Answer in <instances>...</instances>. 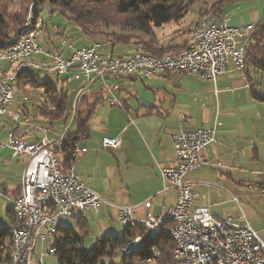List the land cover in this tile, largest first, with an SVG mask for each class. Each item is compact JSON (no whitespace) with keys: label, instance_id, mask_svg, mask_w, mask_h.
I'll list each match as a JSON object with an SVG mask.
<instances>
[{"label":"crops","instance_id":"obj_1","mask_svg":"<svg viewBox=\"0 0 264 264\" xmlns=\"http://www.w3.org/2000/svg\"><path fill=\"white\" fill-rule=\"evenodd\" d=\"M255 1L259 6L261 2L262 8V0ZM249 2L250 0H232L224 3L221 17L228 19L227 23L232 27L256 25L262 17L257 21L258 14L251 11ZM200 10L188 25H181V21L172 23L178 27L171 29L169 34L163 30L164 26L155 29L154 46L160 49L156 53H174L188 47L192 41L191 32L199 23ZM236 11H243L246 15L240 17ZM73 33L78 38L75 31ZM40 38L43 40V48L52 50L53 53V47L49 48L45 38ZM90 43L88 41L86 46ZM133 49L132 46L122 47L117 44H112L111 48L112 55L118 57L129 56ZM58 50L66 55L63 50ZM104 54L109 53L105 51ZM5 70L6 68L0 67V72ZM12 70L13 67L8 73ZM66 77L70 78L68 84L72 81L76 84L74 90L71 89L72 111L73 97L80 83L70 76ZM107 86L118 87L114 94L122 107L108 106L104 102V88L98 84L87 91L85 96L89 103L98 99L101 101L96 104L89 120L88 137L77 142L79 146L86 147L88 152L75 160L74 173L87 189L100 195L108 204L114 207L141 206L152 200V213L164 217V212H161L157 203L163 202L165 206L175 203L173 191L162 192L159 173L160 167L170 166L175 159L171 136L181 131L211 128L215 119L220 122L216 143L201 154L200 159L204 165L197 172L188 175L197 193L196 206H210L215 217L229 218L227 209L240 210L238 198L244 197L246 186L253 183L264 184L263 73L252 68L241 73L229 69L215 82L203 81L184 73H163L146 81L132 76L109 79ZM27 90L30 89L25 86L16 90L15 101L19 96L21 100L12 105L11 112L22 114L18 111L26 106L29 115L25 117L32 123L45 126L36 114L40 97L36 104H32L28 100ZM82 107L81 103L79 112ZM62 128L51 129L50 137L57 138ZM10 134L28 143L39 138V134L33 133L28 125L17 127L5 117L0 123V143L6 144ZM103 137L120 138V149L100 150L99 142ZM58 158L62 161L61 155ZM27 160L26 155L12 157L10 149L0 148L2 203L7 201L10 204L19 193L20 179ZM217 164L220 166L217 167ZM5 165L8 166L7 171L3 169ZM91 213L110 220L116 215L115 209L110 206H103L98 214ZM141 213L142 210L137 208L135 215L141 216ZM81 217L88 226L87 216L82 213ZM143 221L136 220V223L142 227ZM62 222L66 221H59L60 225ZM70 222L72 223L71 219L66 224ZM9 225L10 220L5 228Z\"/></svg>","mask_w":264,"mask_h":264},{"label":"built area","instance_id":"obj_2","mask_svg":"<svg viewBox=\"0 0 264 264\" xmlns=\"http://www.w3.org/2000/svg\"><path fill=\"white\" fill-rule=\"evenodd\" d=\"M227 22L228 19L218 16V19L203 23V28L193 31L190 53L168 63L155 62L154 56H113L109 42H95L76 48L62 38L56 40L55 47L66 55L59 53V56H52V50H46L41 44V21L35 26V31H28L29 21L25 29L6 44L14 45V52L0 55V67L6 68L0 72V123L7 117L17 127L28 125L33 133L39 134V140L32 143L24 142L13 134L8 136L6 144L0 143V148L10 149L13 157H28L19 193L10 202L13 220L9 227H13L19 237L17 249L20 250V259L23 247L31 238H38L36 253L39 260L34 264H43V258L53 257L47 244V229L52 223L76 217V210L98 214L103 206H110L115 209L120 225L130 224L131 228V221L144 220L148 223L149 232L158 229L177 231L179 239L183 240V247L177 256L180 257V264H264V242L246 222L242 211L235 222L230 218L215 217L210 206H196L197 193L188 175L204 165L201 154L216 143L217 128L220 126L218 119L214 120L211 128L181 131L171 136L175 159L170 166L160 167L159 173L162 192L173 191L175 203L170 206L157 203L164 217H171L169 226H161L163 217L152 213V200L141 206L114 207L108 204L100 195L87 189L77 174L66 173L67 164L59 160L57 153L68 135L75 132L83 98L95 84L104 88V102L108 106L121 108L122 104L114 94L118 87L107 86L109 79L132 76L146 81L163 73H184L215 82L229 69L241 73L240 58L246 43L244 30L253 25L238 28L229 26ZM105 51L109 54H104ZM18 55L28 56L29 65L20 66L15 73H8V63ZM21 71L45 73L57 78L70 76L80 83L73 97V111H70L57 138L50 137V127L39 126L25 115L11 112L16 98L17 73ZM84 139V135L77 137L80 142ZM120 147V138L103 137L99 142L102 151H115ZM87 152L88 149L80 145V150H75L76 161ZM36 186H44V194H37ZM261 193L264 191L261 190ZM137 208L142 210L139 218L135 216ZM14 209H21V218H14ZM148 238L149 234H146L124 247L138 246ZM157 251H151V255Z\"/></svg>","mask_w":264,"mask_h":264},{"label":"trees","instance_id":"obj_3","mask_svg":"<svg viewBox=\"0 0 264 264\" xmlns=\"http://www.w3.org/2000/svg\"><path fill=\"white\" fill-rule=\"evenodd\" d=\"M39 1L38 4H46L50 9H53V12L59 11L66 21L73 24L71 30L78 35V38L73 36L74 34H70L72 35L70 37L65 30H62L63 32L57 30L56 38L53 40L48 35L44 21H41V36L45 38V43L49 48L53 47V54H63L62 51L58 50L59 47H55L58 38L72 42L76 48L86 46L88 41L105 38L110 46L112 44L121 45L122 47L132 46V48L134 47L133 53H145L159 57L172 53H156L157 49H160L158 46H154V30L181 21L189 13L191 6L198 0ZM231 1L220 0L208 7L207 3L206 8L200 11L199 18L211 13L218 19V16L221 17L223 4ZM214 9H217L219 13L213 12ZM39 11L40 8L37 10L38 16L35 15L34 19L30 20L32 25L39 24ZM16 24H19V21ZM20 30H14L10 33V27L6 25L0 15L1 44L11 42ZM140 36H145V38H140ZM247 68L255 69L264 75V0H262V18L253 26L250 38L245 46L244 71ZM64 79L59 83L61 85L59 88L57 84H53L48 80H38L34 73L28 75V77L17 78L16 90L25 86L30 90L41 93L40 96L38 95L40 102L36 107V114L40 117V121L44 122V125L50 127V129L64 127L70 115L72 98L67 90L62 88L64 84L70 81V78L64 77ZM87 98V96L83 98V107L79 112L75 132L68 135L61 149L57 152L58 155L61 152L63 153L62 162L64 165H68L70 161L69 154L78 142L77 137L79 135L88 137L89 120L93 115L96 104L101 101V99H98L93 103H89ZM20 109L18 112L25 116L29 115L26 106ZM33 111H31V114H33ZM38 140L39 138H36L34 142ZM258 186L260 190L264 191V184ZM7 215L11 223L13 220L11 208L7 210ZM71 221L72 225L62 222L58 233L50 243V248L56 251L54 256L58 264H146L147 260L152 257L150 254L152 248L158 250L155 256L156 264H172L174 245L166 237H159L155 242L141 245L139 250L137 249V253L124 254L120 252V249L130 241L145 237V229L138 225L131 228L124 227L120 236L108 235L101 240L98 239L91 247V252L87 253L84 246L88 234L87 222L81 216L73 217ZM9 240L6 228L0 229V264L9 262L11 247V240Z\"/></svg>","mask_w":264,"mask_h":264},{"label":"rangeland","instance_id":"obj_4","mask_svg":"<svg viewBox=\"0 0 264 264\" xmlns=\"http://www.w3.org/2000/svg\"><path fill=\"white\" fill-rule=\"evenodd\" d=\"M218 1L220 0H198L191 6L189 13L181 20L182 23L180 24L181 25L190 24V22L194 20L198 10L205 9L207 3H208L207 4L208 7L209 5L211 6L212 4ZM39 2H40L39 0H0V15L3 17L6 25L10 27V33L14 30H18V29L20 30L26 22L34 19L35 15L38 16L37 10L40 8L39 21H44V24L47 26V32L50 38H53V40H55L57 30H60L61 32H63L62 30H65V32H67L68 35L74 34L73 31L71 30L73 24L66 21L59 11L53 12V9H50L49 6H47L46 4L40 5L38 4ZM249 4L251 11L256 12V14H258L257 17V21H258L259 18L262 17L261 2H260V6L255 0H250ZM213 12L217 14L219 13L217 9H214ZM236 12L240 17H242V15H246V13L243 11L241 12L236 11ZM252 17H255V15H253ZM18 21L19 24H16ZM164 27L165 28L163 30L166 31L167 34H169L172 32L173 29L177 28L178 26L171 24ZM70 37H72V35H70ZM142 37L145 38V36H140V38ZM41 42L43 43V40ZM90 42H108V40L105 38L102 39L99 38V39L91 40ZM11 69L12 67L8 66V70L11 71ZM32 73H34V75L37 76L38 80L40 81L48 80L53 84H57L59 88L61 87L59 83L64 79V77L57 78L55 76L48 75L45 73L31 72V74ZM75 85L76 84L72 81L69 84H64L62 88L64 90H67L69 96H71L72 94L71 89L74 90ZM26 93L28 95V100H30L32 104H36L41 94L40 92H36L33 90H27ZM20 100H21V96L17 97V100L15 101L14 104L16 105V103L20 102ZM3 169L7 171L8 166L5 165ZM245 188L246 189H245L244 197L238 198V206L240 207V210L243 212L246 222L257 233L258 237L264 242V194L261 193V190L259 189V186L256 183L246 186ZM9 208H10V204L7 201L4 203L0 201V229L8 226L9 219L6 211ZM227 210H228L226 212L227 216L232 221L236 222L241 214L240 210L238 208L235 209L228 208ZM83 216H87L88 219V234L86 236L84 243L87 253L91 252V247L95 244V242L98 239L101 240L104 237L108 236L109 234L116 236H120L122 234V228H124V226L123 225L121 226L118 223L116 219V215L115 218L112 217L111 220L106 219L101 215H93L91 212H84ZM139 217L140 216H136V218ZM64 221L67 222L68 219H64ZM58 224L60 223L58 222ZM69 225H72L71 222L69 223ZM109 231H111V233H109ZM47 244L50 249V243ZM37 250H38V245H36L35 252L32 257L33 260V262H31L32 264H34V262L39 260L38 255L36 253ZM42 263L58 264V261L55 258V256H53V257L43 258ZM146 264H156V263L148 261Z\"/></svg>","mask_w":264,"mask_h":264},{"label":"bare ground","instance_id":"obj_5","mask_svg":"<svg viewBox=\"0 0 264 264\" xmlns=\"http://www.w3.org/2000/svg\"><path fill=\"white\" fill-rule=\"evenodd\" d=\"M217 19L214 15L208 14L201 16L199 19L198 25L193 29V31H196V28H203V23H208L209 20ZM29 22V21H28ZM28 22L24 24V26L21 28L18 33H21L22 30L25 29ZM37 26V25H36ZM253 30V26H251L248 29L244 30V41L247 43V41L250 38L251 32ZM28 31H35V25H32V22L30 21V24H28ZM192 31V32H193ZM192 40H193V33H192ZM10 42L1 44L0 43V55H5L6 53H13L14 52V45H6ZM245 43V45H246ZM90 44H95V42H92ZM191 45V44H190ZM190 45L183 49L179 50L176 53L172 54H164L162 56H154L155 62H161V63H168L172 61H177L179 59V56H186L188 53H190ZM137 54L139 57H151L152 55H148L145 53H134ZM52 56H59L58 54H53ZM8 65H11L13 67V70L11 73H15L18 71L20 66H26L29 65V57L26 55H18L16 57H12L11 61L8 63ZM240 65H241V72L245 69V46L244 51L242 52V56L240 58ZM32 71H21L17 73L18 77H26L31 74ZM73 111V106H72ZM75 150H80V146L76 144L70 154H69V163L66 167V173L68 174H75L74 173V162L76 160ZM76 163V162H75ZM36 193L37 194H44V186H36ZM87 212L84 210H76V216H81L82 213ZM14 218H21V209H14ZM171 225V217H163L161 218V226H169ZM60 224L58 223H52L51 228L47 229V243H51L53 237L58 233L60 229ZM124 227H130V224H123ZM137 223L136 220L131 221V227H136ZM142 227L145 229L146 234H149L148 239H144L141 244L138 246H127L123 248V251L121 253L124 254H130L131 252H136L137 249L141 247V245L146 243H151L157 241L159 237H166L168 238L174 245V249L172 251V264H180V257H177L183 247V240L179 239V233L175 230H169V229H158L155 232H149V226L146 221H143ZM6 234L10 238V257L9 262L7 264H32V257L35 252L36 245H38V238H31V240L28 242L26 246L22 249L21 259H20V250L17 249V246L19 245V237L17 236V232H15L13 227L6 228ZM149 243V244H150ZM157 250L156 248H152L151 251ZM52 256L55 255V249H51ZM133 254V253H132ZM151 254V252H150ZM122 255V254H121ZM157 255V252H154L152 254V257L147 260V262H153L156 263L155 256ZM151 256V255H150Z\"/></svg>","mask_w":264,"mask_h":264},{"label":"water","instance_id":"obj_6","mask_svg":"<svg viewBox=\"0 0 264 264\" xmlns=\"http://www.w3.org/2000/svg\"><path fill=\"white\" fill-rule=\"evenodd\" d=\"M18 34H19V33H18ZM18 34H17V35H18Z\"/></svg>","mask_w":264,"mask_h":264}]
</instances>
